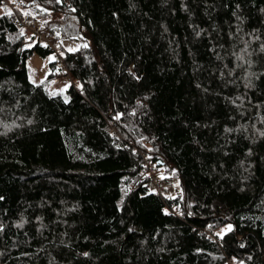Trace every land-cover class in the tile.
I'll return each mask as SVG.
<instances>
[{"label": "trees", "instance_id": "16d2710c", "mask_svg": "<svg viewBox=\"0 0 264 264\" xmlns=\"http://www.w3.org/2000/svg\"><path fill=\"white\" fill-rule=\"evenodd\" d=\"M16 1L0 13V264H264V0ZM18 16L79 42L61 48L65 89L55 62L29 80L54 49ZM144 153L179 193L148 190Z\"/></svg>", "mask_w": 264, "mask_h": 264}, {"label": "rangeland", "instance_id": "374dc122", "mask_svg": "<svg viewBox=\"0 0 264 264\" xmlns=\"http://www.w3.org/2000/svg\"><path fill=\"white\" fill-rule=\"evenodd\" d=\"M11 4H14V6L15 5L18 6L16 0H5L4 4L0 5V13L4 11L5 6L9 7L10 9L14 8L12 7ZM35 23L40 26L39 21H35ZM78 46H79V42L76 41H67L62 39L60 43H58L54 39L51 42V47L54 49V52L50 53L46 57H39L37 55H33L27 60V70H28L29 80L34 84H41L51 71L49 63L55 62V65L56 66L58 65L59 59L62 55L61 48H64L66 51H74L78 48ZM66 84H67L66 82H58L57 80H55V82L52 83L50 89L56 88L59 90H63L66 88ZM159 174L162 179L161 192L164 197H173L180 192L179 182L176 178H169L170 175L165 174L163 169H160ZM229 226L230 225H224L222 228H220L217 231V234L221 236L222 234L230 230ZM231 264H237V263L231 262Z\"/></svg>", "mask_w": 264, "mask_h": 264}, {"label": "built area", "instance_id": "2783aa9c", "mask_svg": "<svg viewBox=\"0 0 264 264\" xmlns=\"http://www.w3.org/2000/svg\"><path fill=\"white\" fill-rule=\"evenodd\" d=\"M16 25L21 29L28 31L34 36V40L40 42L43 45L51 47V42L54 40V35L45 29H42L35 22L30 21L24 17L18 16L16 18ZM56 80L58 82H70V75L64 65L63 59L60 57L59 63L56 66ZM115 133V130H113ZM133 151L136 148L133 147ZM156 164L150 159L147 154L142 156V167L140 170V176L146 181L147 188L150 192L162 196V179L159 173H157Z\"/></svg>", "mask_w": 264, "mask_h": 264}, {"label": "snow or ice", "instance_id": "6c2138e0", "mask_svg": "<svg viewBox=\"0 0 264 264\" xmlns=\"http://www.w3.org/2000/svg\"><path fill=\"white\" fill-rule=\"evenodd\" d=\"M57 2H59V0H57ZM199 34V33H198ZM133 75H135V73H133ZM137 79H139V77H137ZM66 87H67V85H66ZM77 87H80V85L79 84H77ZM0 199H2V197H0ZM230 227V226H229ZM83 255H88V253H83Z\"/></svg>", "mask_w": 264, "mask_h": 264}]
</instances>
